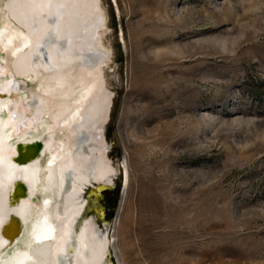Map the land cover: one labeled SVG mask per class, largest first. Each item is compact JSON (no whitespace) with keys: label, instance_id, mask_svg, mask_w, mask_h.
Here are the masks:
<instances>
[{"label":"rangeland","instance_id":"rangeland-1","mask_svg":"<svg viewBox=\"0 0 264 264\" xmlns=\"http://www.w3.org/2000/svg\"><path fill=\"white\" fill-rule=\"evenodd\" d=\"M115 1L99 0L113 185L82 191L104 264H264V0Z\"/></svg>","mask_w":264,"mask_h":264},{"label":"bare ground","instance_id":"bare-ground-1","mask_svg":"<svg viewBox=\"0 0 264 264\" xmlns=\"http://www.w3.org/2000/svg\"><path fill=\"white\" fill-rule=\"evenodd\" d=\"M0 9V264H104L112 240L82 217L83 188L114 171L99 0H0ZM31 142L39 153L14 160ZM11 220L18 232L8 236Z\"/></svg>","mask_w":264,"mask_h":264},{"label":"water","instance_id":"water-1","mask_svg":"<svg viewBox=\"0 0 264 264\" xmlns=\"http://www.w3.org/2000/svg\"><path fill=\"white\" fill-rule=\"evenodd\" d=\"M39 149H40V147H39L38 142L27 143L23 149L20 148V146L18 145L17 154H16V156L13 157V159L16 161L22 162L27 157L32 158V157L36 156L39 153ZM112 183L113 182H111V183L100 182V183L88 184V186L95 187V185H96L97 187L101 188V186L103 187L104 185H107L108 187H111V185H113ZM22 187L23 186L19 182H16L14 184V187H13V195L19 196L22 193ZM11 222L13 223L14 229L12 230V232L7 231L8 236H11L13 234L15 235L18 232V225L16 224V222H14L13 220H11ZM104 225L108 226V223L104 222Z\"/></svg>","mask_w":264,"mask_h":264}]
</instances>
